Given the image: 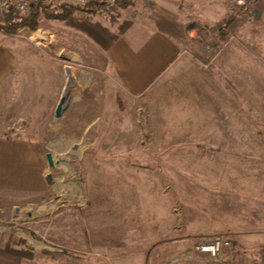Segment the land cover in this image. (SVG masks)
Returning <instances> with one entry per match:
<instances>
[{"label": "rangeland", "instance_id": "obj_1", "mask_svg": "<svg viewBox=\"0 0 264 264\" xmlns=\"http://www.w3.org/2000/svg\"><path fill=\"white\" fill-rule=\"evenodd\" d=\"M88 18L97 23L92 15ZM124 22L129 21L104 28L117 32ZM222 24L218 20L209 27L179 26L190 56L180 69L184 73L167 75L135 96L117 91L118 84L105 70L99 49L91 57L81 54L90 48L84 29L41 16L33 27L3 33L23 42L30 37L35 45H29L31 57L20 67L31 68L32 86L27 79V89L22 90V83L17 82L20 91H16L14 115L1 123L0 134L31 139L44 162L46 153L53 162L52 166L46 162L41 191L0 193V233L24 239L26 243L14 246L30 252L21 264L107 263L105 246L111 245V234L121 228L120 209L142 206L135 202L138 195L213 193L215 169L195 170L212 157H220V199L225 198L220 202V222L230 229L220 235L233 240L220 253V264H248L262 253L264 75L255 76L256 82L249 85V76L220 74V51L232 39L227 36H235L228 28L224 32ZM61 98L62 110L55 116ZM198 98L210 106L196 107ZM179 102L188 107L177 106V114L169 115L172 106L164 105ZM172 125L177 131L198 133L219 128L223 136L220 155L186 154L189 142L177 138L182 141L175 155L181 169L171 171L176 179L169 180L167 170L153 172L155 163L168 160V155L153 152L159 142L167 141L159 133ZM250 132L262 139L250 138ZM121 148L125 154L119 153ZM143 161L145 167L137 170L136 164ZM121 196L128 197V202L115 201ZM92 214L96 221H90Z\"/></svg>", "mask_w": 264, "mask_h": 264}, {"label": "crops", "instance_id": "obj_2", "mask_svg": "<svg viewBox=\"0 0 264 264\" xmlns=\"http://www.w3.org/2000/svg\"><path fill=\"white\" fill-rule=\"evenodd\" d=\"M154 11L171 14L182 28L186 25H192V28L209 27L218 20L220 23L226 22L227 28L235 36L230 41L226 40V45L220 51V74L249 76V85L256 82L255 76L264 75V0H257L249 10L239 16H236L232 3L225 0H125L107 19H102L92 11L90 13L93 21L103 27H111L117 21L128 20V28L107 49H102L88 37L90 48L86 53L81 52L86 54L85 57H91L93 51H101L103 66L114 76L118 84L117 91L122 94L135 96L145 93L163 77L184 73L180 69L190 59L189 51L187 53L184 48L187 39L179 40L160 31L151 16ZM0 35L7 39L0 38L1 129V123L10 121L14 115L12 109L16 106V91L19 89L17 82L22 83V90L27 89V79L28 84L31 83V78H28L32 75L31 68L20 67L24 65L27 57H31L29 45L35 44L30 37L23 42L13 40L1 32ZM95 45L97 47L93 50ZM194 101L199 104L196 107L201 104L206 108L210 106L202 98ZM187 105L186 102L172 105L167 103L164 107L169 109L172 106L173 110H168V114L175 116V107H188ZM168 121L170 124L176 123L175 119ZM159 134L160 139L167 141L159 142L153 153L169 157L167 161L159 160L155 163L152 171L167 170L169 180L176 179V174H171V171L181 169L175 155L182 141L189 142L184 151L186 154L220 155V138L223 136H220L219 128L198 133L177 131L172 125V129ZM243 135L242 133L241 136ZM249 135L250 138H258L256 133L250 132ZM177 138L184 140L177 142ZM118 151L120 154L126 153L123 148ZM41 153L31 139L0 134V193L3 191L32 195L41 191L44 187L47 162H44ZM210 160L200 163V167H195V170L215 169L216 180L211 181L213 193L180 197L138 195L135 202H141L142 206L137 205L136 210L134 207L129 210L127 206L120 209L121 228L111 234V245L105 246L109 260L104 264H220V254L214 259L206 253L194 250L196 239L230 231L220 222V207H223L221 200H225L220 199V157H212ZM139 167L144 168L145 162L137 163V170ZM186 168L188 170V166ZM128 199L121 196L115 201L128 202ZM146 203L153 205L150 207ZM94 216H91L90 221H96ZM220 236L233 242L227 236ZM225 249L229 248L222 249L220 253ZM230 257L234 255L231 254Z\"/></svg>", "mask_w": 264, "mask_h": 264}, {"label": "trees", "instance_id": "obj_3", "mask_svg": "<svg viewBox=\"0 0 264 264\" xmlns=\"http://www.w3.org/2000/svg\"><path fill=\"white\" fill-rule=\"evenodd\" d=\"M89 13V10L53 5L34 6L27 15H19L10 11L7 14L6 23H0V32L12 34L23 26L33 27L37 24L39 17L44 16L49 19L62 20L67 25L80 30L84 29L96 43L107 49L130 25L129 22H124L122 27H118L117 32H108L98 23L92 24L88 18ZM151 16L160 31L179 40L184 39L185 36L179 24L171 14L154 11ZM15 243L24 244L26 241L22 238H14L8 233H0V264H21L22 259L30 254L25 248L15 247Z\"/></svg>", "mask_w": 264, "mask_h": 264}, {"label": "built area", "instance_id": "obj_4", "mask_svg": "<svg viewBox=\"0 0 264 264\" xmlns=\"http://www.w3.org/2000/svg\"><path fill=\"white\" fill-rule=\"evenodd\" d=\"M125 0H0V23H6L7 14L14 11L19 15H27L32 7L40 6H69L77 10H89L100 16L102 19H107L115 9ZM133 1V0H131ZM234 5L236 16L242 12L249 10L257 0H225ZM222 30H227V24L223 22ZM224 34V33H223ZM228 39L233 38V35L227 36ZM230 240L214 235L208 238H202L194 244V250L203 252L211 258L217 259L221 250L230 247ZM248 264H264V248L262 253L252 259Z\"/></svg>", "mask_w": 264, "mask_h": 264}, {"label": "water", "instance_id": "obj_5", "mask_svg": "<svg viewBox=\"0 0 264 264\" xmlns=\"http://www.w3.org/2000/svg\"><path fill=\"white\" fill-rule=\"evenodd\" d=\"M63 101H64L63 98H61V99L58 101V103H57V105H56V107H55V109H54V115H55V116H59V115H60L61 110H62V104H63ZM45 157H46V160H47L48 164H49L50 166H52V165H53V162H52V158H51L50 153H46ZM47 177H49V176H47Z\"/></svg>", "mask_w": 264, "mask_h": 264}]
</instances>
